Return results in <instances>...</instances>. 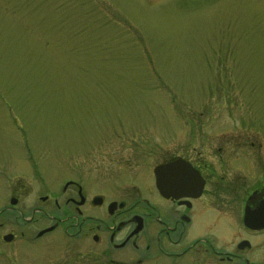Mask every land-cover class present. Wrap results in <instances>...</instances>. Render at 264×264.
<instances>
[{
	"label": "rangeland",
	"instance_id": "1",
	"mask_svg": "<svg viewBox=\"0 0 264 264\" xmlns=\"http://www.w3.org/2000/svg\"><path fill=\"white\" fill-rule=\"evenodd\" d=\"M191 149L225 176L195 238L234 253L242 199L264 186V0H0V209L19 213L0 216L18 225L0 264H105L62 226L40 238L48 218L16 219L71 211L68 180L119 193L135 159L145 178ZM201 247L181 264H226Z\"/></svg>",
	"mask_w": 264,
	"mask_h": 264
},
{
	"label": "flooded vegetation",
	"instance_id": "2",
	"mask_svg": "<svg viewBox=\"0 0 264 264\" xmlns=\"http://www.w3.org/2000/svg\"><path fill=\"white\" fill-rule=\"evenodd\" d=\"M163 156L160 163L154 168L151 167L150 172L145 170V178H143L144 169H150L147 161L143 163L135 159V164H127L128 167L135 169L132 186L119 183L124 186L119 193L98 194L94 191L88 193L87 189L93 185V182L81 183L68 180L62 192L65 196L64 205L67 208L70 206L71 211L66 210L58 217L47 215L42 208L34 207L33 216H30L28 221L22 217V214L16 221L19 223L18 219H20L23 224V220L25 223L33 220V223H36L35 214L46 217L52 221L51 232L62 226L68 238L83 239L92 242L93 246H101V257L104 258L105 264L130 262L181 264L184 256L198 255L201 245L204 246V253L210 252L219 263L264 264V258L252 257L254 254L258 255L257 253L264 248V230H250L242 223L244 209L247 207L254 210L258 206L264 196V186L246 192L242 199L241 226L246 235L233 242L234 253L219 252L208 239L195 238V224L197 219H202L205 228L215 225L213 218L216 211L211 201L225 176L220 175L219 179L216 170L211 169L208 163L200 161L199 157L195 158L194 149L189 152L179 150L177 154ZM158 166L173 169L161 173L162 183L166 184L162 191L156 187L155 181L154 169ZM184 169H188L189 174H194V177L192 178ZM195 172L203 182L201 195L197 198H195ZM183 184L190 188L183 189ZM208 187L216 190L208 193ZM17 196L12 193L9 204L12 200L18 203ZM97 198L101 202L95 205L94 201ZM46 200V196L40 198L42 202ZM14 207L10 205L1 208L0 216L6 213L19 214ZM86 208L97 209L99 213L86 214L84 211ZM10 222L0 223V251L9 244L5 241L6 236H13L11 242L15 239L16 232L5 231L9 225L18 226L16 222ZM44 235L42 234L40 238Z\"/></svg>",
	"mask_w": 264,
	"mask_h": 264
},
{
	"label": "water",
	"instance_id": "3",
	"mask_svg": "<svg viewBox=\"0 0 264 264\" xmlns=\"http://www.w3.org/2000/svg\"><path fill=\"white\" fill-rule=\"evenodd\" d=\"M170 170H173V169H168V167H164V166H158L154 169L156 187L161 191L166 187V184L162 183L163 180L161 179L162 178L161 173H163L164 171H170ZM184 170H186L187 173L189 174L188 169H184ZM189 175L192 178L194 177V174H189ZM188 187H189L188 185L187 186H185L184 184L182 185L183 189H186ZM202 188H203V182L199 178L198 173L195 172V198H197L201 195ZM100 202H101V200L99 198H97L94 201V204L98 205V204H100ZM11 203L15 204V201L12 200ZM243 225L250 230H255V231L264 230V196L261 199L258 206L254 210H251L247 207L244 209ZM51 230H52V228L44 230L41 233H39L38 236H41L44 233L50 232ZM10 239H11V236L5 237L6 241H10ZM242 247L243 246H241V248Z\"/></svg>",
	"mask_w": 264,
	"mask_h": 264
}]
</instances>
